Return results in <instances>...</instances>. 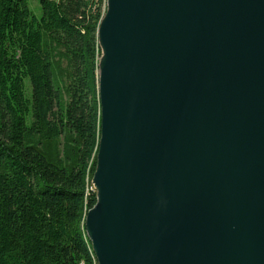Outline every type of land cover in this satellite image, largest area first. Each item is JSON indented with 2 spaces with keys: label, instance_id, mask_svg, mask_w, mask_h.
<instances>
[{
  "label": "water",
  "instance_id": "obj_1",
  "mask_svg": "<svg viewBox=\"0 0 264 264\" xmlns=\"http://www.w3.org/2000/svg\"><path fill=\"white\" fill-rule=\"evenodd\" d=\"M96 264H264V0H106Z\"/></svg>",
  "mask_w": 264,
  "mask_h": 264
},
{
  "label": "trees",
  "instance_id": "obj_2",
  "mask_svg": "<svg viewBox=\"0 0 264 264\" xmlns=\"http://www.w3.org/2000/svg\"><path fill=\"white\" fill-rule=\"evenodd\" d=\"M0 0V264H96L105 0Z\"/></svg>",
  "mask_w": 264,
  "mask_h": 264
},
{
  "label": "rangeland",
  "instance_id": "obj_3",
  "mask_svg": "<svg viewBox=\"0 0 264 264\" xmlns=\"http://www.w3.org/2000/svg\"><path fill=\"white\" fill-rule=\"evenodd\" d=\"M30 9L36 15H40V6L38 0H31L30 1ZM105 8H106V0H105Z\"/></svg>",
  "mask_w": 264,
  "mask_h": 264
}]
</instances>
